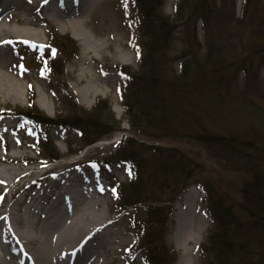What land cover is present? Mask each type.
Listing matches in <instances>:
<instances>
[{
    "label": "trees",
    "instance_id": "1",
    "mask_svg": "<svg viewBox=\"0 0 264 264\" xmlns=\"http://www.w3.org/2000/svg\"><path fill=\"white\" fill-rule=\"evenodd\" d=\"M165 1L134 0L142 29L138 41L141 71L126 65L117 67L125 75L121 98L130 130L157 141L195 140L207 147L222 166L218 177L227 193L217 195L213 182L195 177L201 163L193 157L158 144L147 145L143 155L138 147L141 144L131 135L123 136L119 147L102 165L109 168L122 164L130 171L128 183L116 186V199L121 210L135 206L142 213V217L135 215L133 219L134 225L141 227L138 241L146 242L149 264H169L176 258L172 252L165 253L166 248L159 242L165 237V226L174 211L170 203L175 204L191 186L187 182L192 175L191 183L199 182L205 190L206 208L214 221L207 243L201 247L204 264H253L250 258L255 259V253L249 247L264 254V118L255 110L253 117L262 120L260 125L252 121L251 126L238 129L221 116L223 108L233 113L241 111L234 105V85L238 71H247V59L237 61L226 55L223 18L215 0H180L173 17L164 13ZM250 1L246 0L245 14L249 13ZM199 22L205 33L204 45L198 37ZM175 33L182 34L183 39L178 38L183 46L175 45ZM48 37L56 57L77 54L72 38L60 40L56 31ZM248 61L252 65V60ZM57 64L56 60L46 63L52 68ZM175 64H179L178 69ZM209 95L213 97L207 99ZM69 99L73 114L68 118H50L34 102L30 109H19L17 113L36 126L78 129L84 145L112 130H122L121 122L110 109L106 110V101L99 99L96 107L87 111L78 105L74 95ZM245 107L252 114L251 101L245 102ZM116 122L117 126L110 124ZM42 144L39 151L44 158L56 161L62 157L50 139L44 138ZM184 175L186 179H182ZM169 191L170 196L166 195ZM148 200L155 204H148Z\"/></svg>",
    "mask_w": 264,
    "mask_h": 264
},
{
    "label": "rangeland",
    "instance_id": "2",
    "mask_svg": "<svg viewBox=\"0 0 264 264\" xmlns=\"http://www.w3.org/2000/svg\"><path fill=\"white\" fill-rule=\"evenodd\" d=\"M215 1L218 5L217 10L223 18L222 30H224L226 55L230 59L233 57L237 61L247 59L248 63V65H244L247 71L244 68L238 71V80L234 85V89L237 92V100L234 105L241 108V111L233 113L223 108L221 110L222 120L232 127H238V129L247 124L251 126L252 121L260 125L258 122L262 120L254 119L253 116L255 110H257V113L264 118V0H251L252 5H249V13L246 14L244 12L246 0ZM179 2L180 0H166L163 7L164 13L173 17ZM256 4L259 5L258 8L255 7ZM45 8V6L37 5L35 0H21L20 15L27 16L40 23L36 27V31H39V37L34 38L39 41L33 40V44L30 45H10L11 48L15 49L8 55L11 60L10 68L12 70L4 68V71L10 75L11 80L19 81L23 84L22 98L19 100L12 99L4 93L3 95L7 97L8 102L0 109L17 113L20 111L19 109L24 111L30 109L32 102H34V106L50 118L57 119L59 115L62 118H68L73 114L72 105L68 101L71 95H74L78 105L87 111L94 109L100 99L106 101L104 103L107 106L106 110L109 111L110 109L116 120L121 122L122 130H112L94 143L84 145V137H82L78 129L65 130L58 125L53 128L50 126V128H45L39 124L36 126L24 117L14 118L18 120L17 123L19 124L16 130L18 135L14 137L21 141L20 145H16L20 156L14 159V162H10L9 165L24 169L34 167L33 170L36 173L31 177L29 175L19 177V179L13 181L15 186H9L5 192H1L0 189V213L10 203H14L12 197L17 192H19L18 196L21 200L26 201V205L31 207V204H34L33 209L40 202L35 200L33 196L36 194L40 195L43 192L45 197L40 198V200H44V202L40 205L45 207L44 211H47L46 208L49 210V200H52L50 195L55 196V191L50 193L47 191L46 186L57 184L55 187L58 188L62 187V185L57 178L46 177V169L49 170L55 164L64 163L63 167L61 166L62 168L53 170L54 172L50 173L57 174L60 171L72 173L73 175L81 173L80 176L83 179L90 181L89 187L97 197L98 208L102 212V217L110 218L108 224L106 223L103 226L104 228L99 229L100 233L106 234L110 232L112 236L116 234V239L128 238L129 245L126 248L123 247L117 254L119 261L122 262L121 264H149L145 251L146 242L142 241L140 244L138 241L139 236L142 234L141 227L135 226L133 219L135 215L142 217V213L135 206L121 210L113 190V187L118 182L128 183L129 169L125 165L116 163L114 166L107 168L106 165L101 163L119 147L123 136L131 135L139 145L141 144L138 147L140 151H143V155H146L144 150H147V145L158 144L172 147L183 155L193 157L201 163V167L195 173V177L213 182L216 186L217 195L218 193L225 195L227 193L226 186L220 182L218 177L219 171H222V166L211 157L207 147L205 148L195 140L178 141L166 139L157 141L130 130L129 119L121 98V89L125 86V76L117 71V67L126 65L133 71H141L142 50L138 41H141L139 35L142 29L137 21V7L134 0H105L88 17L85 32L93 41L102 45L99 49H94V52L88 51L85 48L84 41L77 39L71 29L63 30L58 23L49 21L44 14ZM18 15H5L4 20L10 27L19 26L17 23ZM215 17L218 19L219 15ZM52 31L57 32L60 40L64 39V37L72 38L78 47L77 54L70 58H62L61 55L56 57L55 48L50 44L48 37ZM175 35V45L177 47L183 46V42L178 38L181 37L183 39L182 34L175 33ZM198 37L202 45H204L205 33L200 22L198 23ZM249 59L252 60V65L249 63ZM53 60L58 62L56 68L46 65L47 62H52ZM174 67L178 69L179 64H175ZM211 97L213 96L209 95L207 99ZM40 101H44L47 105L45 110L41 108ZM248 101L252 103V114L245 107V102ZM110 124L117 126V122ZM44 134L50 136L51 143L61 153L62 157L60 159L56 161L46 159L43 157L42 152L39 151L44 146L43 144L42 146L40 145L41 140L43 141L44 139L40 137ZM13 149L14 147L6 146L3 143L0 145L2 153H11ZM65 161H68V163ZM40 177L41 179L35 182ZM192 177L193 175L187 182L192 186L188 187V190L189 188L193 189V195L197 197L196 201L199 203L200 209L204 208L207 211L205 190L199 185V182L191 183V179H194ZM182 179H186V175ZM67 180L69 179L65 178V181ZM8 181L10 182L11 180L8 179ZM70 181L73 180L70 179ZM60 189L56 190L60 191ZM184 192L177 198V203L182 199ZM166 195L170 196V191ZM53 201L55 200L53 199ZM147 203L155 204V202H150L149 200ZM177 203H170L174 207V213L171 214L165 226V237L160 240L159 246L166 248L165 253L169 251L175 255V260H171L169 264H185L187 262L186 259L191 260L188 264H204V253L201 247L202 244L207 243L210 232L214 227L213 218L207 211L211 219L208 235L197 249L193 250L190 248L188 254L178 247L175 240L174 216L177 210ZM137 205H140V203ZM162 205L165 206L167 204ZM19 208L21 209L22 205H15L14 216L11 219L19 214ZM14 222H16V227L20 229L22 223H18L16 219H14ZM188 247H191V244ZM249 250L255 253V259L253 257L250 258L253 264H264V254L260 252V249L249 247ZM148 254L151 257L149 252Z\"/></svg>",
    "mask_w": 264,
    "mask_h": 264
},
{
    "label": "bare ground",
    "instance_id": "3",
    "mask_svg": "<svg viewBox=\"0 0 264 264\" xmlns=\"http://www.w3.org/2000/svg\"><path fill=\"white\" fill-rule=\"evenodd\" d=\"M104 1L35 0V3L39 6H49L55 2L56 4L50 11L51 19L56 21L63 30L71 29L77 39L84 41L85 48L94 52V49H99L102 45L93 41L85 29L88 17ZM20 8V0H0V107L8 102L6 99L8 95L16 100L22 98L23 84L11 80L10 75L4 71V68L12 70L8 55L15 49L10 45H30L33 44V40L39 41L34 38L39 37L36 27L40 23L27 16H21ZM16 14H19L17 17L19 26L10 27L5 22L4 16ZM4 93L7 94V97H4ZM40 106L44 110L47 107L44 101H40ZM13 113V111L0 109V145L3 143L6 146L14 147L11 153L0 151L1 192H5L9 186L14 187L13 181L19 177L24 175L31 177L36 173L33 170L34 167L24 169L9 165L20 156L17 146L21 144V141L14 137L18 135L16 130L19 124L17 119H13ZM65 162L68 163V161ZM63 164L58 163L53 165V168L46 169V177L57 176L62 179L59 182L62 187H58L61 188L60 191L56 190L58 189L55 187L57 184L46 186L50 193L55 191V196L50 195L52 200H49V210L46 208L47 211H44L45 207L40 205L44 202V200H40L45 197L43 192L33 196L35 200L40 201L35 209H33L34 204H31V207L26 205V201L21 200L18 196L19 192H17L12 197L14 203H10L0 213V264L122 263L117 254L123 247L126 248L129 245L128 238L116 239V234L112 236L110 232L100 233L99 229L101 230L106 223L108 224L110 218L102 217L97 197L89 187L90 181L83 179L80 176L81 173H76L73 178H70L73 181H70L66 172L50 173L62 168ZM65 178L69 180L65 181ZM8 179L11 181L9 182ZM40 179L41 177L35 182ZM192 190L189 189L177 203L174 216L175 240L178 247L188 254L190 248L193 250L198 248L211 227L210 215L204 208L200 209V205L196 201L197 197L193 195ZM17 204L22 205V208H19V214L11 219ZM14 219L18 223H22L20 229L16 227ZM190 244L191 247H188ZM186 261L185 264L191 262L187 259ZM192 262L194 261L192 260Z\"/></svg>",
    "mask_w": 264,
    "mask_h": 264
}]
</instances>
